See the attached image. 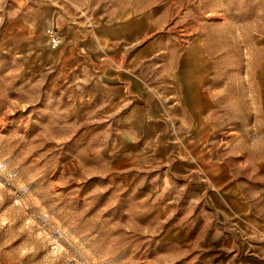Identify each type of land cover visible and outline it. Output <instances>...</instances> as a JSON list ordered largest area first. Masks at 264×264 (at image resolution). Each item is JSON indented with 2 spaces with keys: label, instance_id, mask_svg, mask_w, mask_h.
<instances>
[{
  "label": "rangeland",
  "instance_id": "obj_1",
  "mask_svg": "<svg viewBox=\"0 0 264 264\" xmlns=\"http://www.w3.org/2000/svg\"><path fill=\"white\" fill-rule=\"evenodd\" d=\"M12 3L0 0V264H264V0L37 2L91 25L150 16L135 46H204L215 95L195 175L232 174L242 200L229 207L218 186L176 179L168 159L120 160L141 126L90 98L58 47L24 40ZM200 216L217 229L209 244L186 246L180 228L184 245L165 239Z\"/></svg>",
  "mask_w": 264,
  "mask_h": 264
},
{
  "label": "crops",
  "instance_id": "obj_2",
  "mask_svg": "<svg viewBox=\"0 0 264 264\" xmlns=\"http://www.w3.org/2000/svg\"><path fill=\"white\" fill-rule=\"evenodd\" d=\"M9 1L22 10L17 27L24 40L34 49L46 50L51 47L46 32H59L63 42L58 51L72 62V70L84 75V92L96 100L107 99L116 107L122 104L141 126L137 134L131 130L124 134L127 149L120 153V160L147 158L159 163L168 159L176 179L202 181L205 189L212 191L218 186L220 200L228 207L242 200L241 183L232 174L227 179L224 172L225 180L218 183L223 176L220 165L214 168L213 180L195 175L215 95L208 86L214 62L204 46L172 54L159 47L160 38V43L152 39L135 46L134 40L153 24L145 14L91 25L56 6L38 7V0ZM153 68L158 74L154 75ZM177 228L183 236L189 235L186 246L209 244L217 230L215 223L208 224L200 216L192 226H169L163 233L165 239L182 244L173 236Z\"/></svg>",
  "mask_w": 264,
  "mask_h": 264
},
{
  "label": "built area",
  "instance_id": "obj_3",
  "mask_svg": "<svg viewBox=\"0 0 264 264\" xmlns=\"http://www.w3.org/2000/svg\"><path fill=\"white\" fill-rule=\"evenodd\" d=\"M48 36L50 38L52 48L59 47L63 42V36L56 30H48Z\"/></svg>",
  "mask_w": 264,
  "mask_h": 264
}]
</instances>
